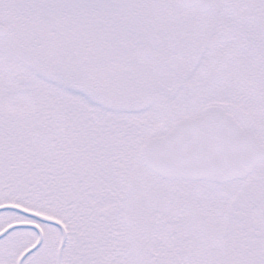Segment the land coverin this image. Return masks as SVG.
<instances>
[{
  "label": "snow or ice",
  "instance_id": "6c2138e0",
  "mask_svg": "<svg viewBox=\"0 0 264 264\" xmlns=\"http://www.w3.org/2000/svg\"><path fill=\"white\" fill-rule=\"evenodd\" d=\"M0 264H264V0H0Z\"/></svg>",
  "mask_w": 264,
  "mask_h": 264
}]
</instances>
